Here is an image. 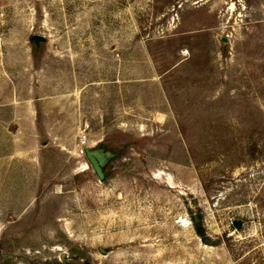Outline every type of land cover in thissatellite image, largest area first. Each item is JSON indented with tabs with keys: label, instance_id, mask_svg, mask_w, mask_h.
Returning a JSON list of instances; mask_svg holds the SVG:
<instances>
[{
	"label": "rangeland",
	"instance_id": "374dc122",
	"mask_svg": "<svg viewBox=\"0 0 264 264\" xmlns=\"http://www.w3.org/2000/svg\"><path fill=\"white\" fill-rule=\"evenodd\" d=\"M0 264H264V0H0Z\"/></svg>",
	"mask_w": 264,
	"mask_h": 264
},
{
	"label": "water",
	"instance_id": "95a60500",
	"mask_svg": "<svg viewBox=\"0 0 264 264\" xmlns=\"http://www.w3.org/2000/svg\"><path fill=\"white\" fill-rule=\"evenodd\" d=\"M33 39L42 41L45 38L40 35H34ZM85 153L89 161L95 168L96 172L99 174L101 178H103L104 177V172H103V167H102L103 160L101 159V157L98 155V153L95 150L90 149L89 146H85Z\"/></svg>",
	"mask_w": 264,
	"mask_h": 264
},
{
	"label": "trees",
	"instance_id": "16d2710c",
	"mask_svg": "<svg viewBox=\"0 0 264 264\" xmlns=\"http://www.w3.org/2000/svg\"><path fill=\"white\" fill-rule=\"evenodd\" d=\"M197 232L199 233V235L205 240V234L203 229L201 228V226L199 224H197Z\"/></svg>",
	"mask_w": 264,
	"mask_h": 264
},
{
	"label": "built area",
	"instance_id": "2783aa9c",
	"mask_svg": "<svg viewBox=\"0 0 264 264\" xmlns=\"http://www.w3.org/2000/svg\"><path fill=\"white\" fill-rule=\"evenodd\" d=\"M84 143H85V142H84ZM81 152H82V153H85V147H82V148H81Z\"/></svg>",
	"mask_w": 264,
	"mask_h": 264
},
{
	"label": "flooded vegetation",
	"instance_id": "af4514ba",
	"mask_svg": "<svg viewBox=\"0 0 264 264\" xmlns=\"http://www.w3.org/2000/svg\"><path fill=\"white\" fill-rule=\"evenodd\" d=\"M104 172V171H103Z\"/></svg>",
	"mask_w": 264,
	"mask_h": 264
}]
</instances>
